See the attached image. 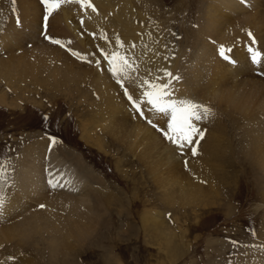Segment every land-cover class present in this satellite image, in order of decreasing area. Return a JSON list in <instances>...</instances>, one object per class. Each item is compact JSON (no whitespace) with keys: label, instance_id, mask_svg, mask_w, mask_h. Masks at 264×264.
Instances as JSON below:
<instances>
[{"label":"bare ground","instance_id":"bare-ground-1","mask_svg":"<svg viewBox=\"0 0 264 264\" xmlns=\"http://www.w3.org/2000/svg\"><path fill=\"white\" fill-rule=\"evenodd\" d=\"M203 1L199 28L202 39L197 49L187 55L191 61L178 69L180 59L166 60L168 51L160 41L163 38L160 35L159 22L148 18L146 25L139 26L140 24L133 21L135 9H139L145 19L149 11L156 9L157 0L91 1V5L95 8L93 11L90 7L93 17L105 18L101 24L104 31L108 29V23L113 27L111 33L121 32L117 39H113L116 51L111 50L107 39L103 41L102 39L105 38L93 32L91 19L81 16L80 11H84V8L75 2L60 4L59 7H62L58 10L60 15L51 20L50 28L55 32V38L60 43L72 39L74 43L67 42L68 47L76 50L77 53L82 52L79 56L81 58L86 56L84 60L87 65L77 56L78 59L64 51L65 47L61 49L57 43L44 41L45 38L37 39L41 32L38 31L41 25L39 19L42 22L43 18L42 12L39 11L42 8L39 5L41 0H14V2L7 0L8 4L19 5L20 24L23 27L22 25L18 27L13 21L4 32H1L0 78L6 79L9 84L30 85L31 82L36 81L43 85L63 88L92 77L94 83L102 89L103 102L113 96L111 101L116 105L112 111L106 109L103 111L102 106H97L96 117L100 114L103 120L93 121V129L116 138L117 143L124 145L136 155L161 188L167 205L172 206L174 201H177L179 208H185L186 203H195L198 200L207 203L210 194L215 193L213 191L215 188H209L196 181L189 182L192 178L187 176V179L185 174L193 169L197 176L201 174L205 176L206 160L213 158L216 162L219 149L221 162L229 158L233 149L232 146L228 148L225 144L226 141L234 142L235 137L225 140L230 130L225 118L229 116L231 119L237 118L239 123L248 124V127L243 128L247 135L244 141L248 143L245 149L250 154L256 185L264 200V0ZM7 9L10 11L11 8L7 7ZM78 30L81 31L80 38L74 41ZM248 32L252 33V37L248 36ZM253 38L255 43L252 42ZM15 42L18 44L14 45ZM28 43L37 44L33 50H28L24 48ZM95 46L99 51L96 52ZM221 46L235 63L228 64L224 56L220 55ZM249 47L262 53L260 64H254L250 59ZM15 50L23 51L16 54ZM113 52H118L127 59L132 57L136 65L137 76H134V70L129 68L127 75L123 77L125 84L130 87V91L127 90L128 94L130 93L134 100L142 101L141 110L144 115L141 117L144 121L139 117L140 115L133 113L135 111L132 101L122 98V96L128 98V95L125 94V89L119 87L117 76L108 70L111 66L105 59L104 53ZM167 73H171V76ZM144 81L167 84L172 100L191 99L209 108L210 114L199 121H194L203 132V138L197 135L193 138L192 144H186L183 148L177 147L171 141L169 146V142L151 126L155 122H152V119L150 120L152 123L148 122L150 117L157 118L158 122L160 118L152 116L154 112L150 108L151 114L149 110L143 108L147 105L143 99V93L147 90ZM92 88L95 90V87ZM204 122L208 124L205 125ZM164 124L167 126L166 123ZM193 148L196 149L195 155L192 152ZM182 152H185L184 158H190L186 163L189 162L188 168L192 166L191 170H182L185 165L182 161L184 158L179 155ZM177 156L180 160L175 159ZM73 157L74 155L65 148L57 150L51 139L41 140L23 152L21 170L17 176L20 180L22 177L24 182L18 197L13 202L4 203L6 208L0 213V254L3 252L2 248H6L7 245L16 243L23 245L32 236L41 235L44 231L56 234L57 226L60 224L68 226L66 228L71 226L70 229L65 228L67 234L62 249L66 248L64 251L68 252L70 240L82 243L94 234L99 225L104 224V215L107 210L110 211L113 200L109 198L110 194L103 185L104 181L91 175L90 167L81 159L78 164L72 165L69 160L71 158L74 160ZM197 157L198 162L203 164L198 165L199 171L196 168ZM30 161L33 162L32 166L29 165ZM47 166L51 167L50 170H47ZM209 171L211 172V169ZM49 180L57 181L58 185L52 187ZM38 188L40 191L44 190L38 196L41 204L47 199L45 204L47 203L49 209H46L56 208L59 211L52 213L47 210L46 212L30 211L32 206L26 201H21V198L33 194L30 199L34 200L36 193L33 192ZM66 189H70L71 192L67 191L64 194L63 191ZM77 190L81 193L75 194ZM205 197L206 201L203 200ZM69 209L74 214V220L72 219L71 222L62 219L64 214L61 215ZM262 213L264 215V211ZM160 221H162L160 218L153 219L148 221L147 225L159 224ZM261 233L264 239V223ZM260 258L249 260L245 264H264V258ZM32 262L33 260L30 264Z\"/></svg>","mask_w":264,"mask_h":264},{"label":"rangeland","instance_id":"rangeland-1","mask_svg":"<svg viewBox=\"0 0 264 264\" xmlns=\"http://www.w3.org/2000/svg\"><path fill=\"white\" fill-rule=\"evenodd\" d=\"M6 1L0 0V37L1 32H4L11 22L14 21L18 27L22 25L19 5L8 4ZM91 1L89 0L90 3ZM203 2V0H157L156 9L149 11L145 19L140 10L135 9L137 14H133L135 18L133 21L140 24L139 26L146 25L150 18L159 22V31L163 38L160 41L168 51L166 60L180 59L178 61L180 69L191 61L187 55L197 49L202 39L199 28ZM39 5L43 8L39 9L43 18L42 22L39 19L41 25L38 31L41 32L37 39L45 38L44 41L48 40L51 43L57 39L55 32L50 28L52 27L50 22L60 15L58 10L62 7L54 9L52 14L48 15L44 4L41 2ZM7 7L11 8L10 11ZM81 8H84V11H80L81 16L91 19L93 32L105 38L103 41L107 39L111 50L116 51L114 40L121 32L111 33L113 27L108 23V29L104 31L101 24L105 18L93 17L87 5ZM46 15L47 21L44 19ZM43 21L47 22L46 34L50 35H43ZM77 34L74 41L79 40L81 31ZM67 42L74 43L72 39H67ZM67 42L57 44L61 49L65 47L64 51L71 56H77L87 65L84 60L86 56L81 58L82 52L77 53L68 47ZM16 44L18 43L15 42L14 45ZM35 44L37 43H28L24 48L33 50ZM22 51L15 50L14 53ZM97 51L99 48L96 47ZM161 53L163 54V51ZM223 58L228 64L233 63L232 60ZM127 60L132 65L134 76H137L132 57ZM108 70L113 74L111 67H108ZM119 87L130 91L123 75L119 77ZM101 91L92 77L63 88L43 85L36 81L30 85L9 84L6 79L0 78V199L3 200V204L13 202L18 197L24 182L22 177L21 180L18 178L23 152L41 140L55 139L47 137L52 133L61 136L65 141L62 144L55 139L57 150L65 148L72 153L74 160L72 158L69 160L72 165L78 164L81 159L90 167V174L104 181L103 185L110 194L109 198L113 200L110 211L107 210L104 215V224L99 225L94 234L82 243L70 240L72 246L70 245L68 252L64 251L66 248L62 249L67 234L65 230L71 226L66 228L68 226L60 224L57 226L56 234L44 231L41 235L32 236L23 245L16 243L2 248L0 264H30L32 260V264H245L249 260L264 258L262 256L264 239L261 237L264 200L256 185L250 154L245 149L248 143L244 141L247 135L243 128L248 127V124L239 123V119H231V116L225 118L230 129L225 140L235 137L234 142L226 141L225 146L228 148L232 146L233 151L223 162L220 161V149L216 162L213 158L206 160L205 176L204 174L197 176L192 166L188 168L189 162L186 163L190 158H184L185 153L179 154L182 159L184 158L182 161L185 165L182 170L192 169L185 174L187 179V176L192 178V180L189 178V182L196 181L209 188H215L213 190L215 193L210 194L207 203L198 200L195 203H186L185 208H179L177 201H174L172 206H168L161 188L146 170L143 162L124 145L117 143L116 138L93 129V121L103 120L100 114L96 117L97 106H102L103 111L105 109L112 111L116 108L115 103L111 101L113 96L103 102ZM122 98L129 100L123 96ZM143 108L149 110L150 106L146 105ZM134 111V114L140 115L135 108ZM149 111L151 114L152 111ZM152 116L159 117L160 122L157 118L148 117L155 122L151 126L169 142L170 146V141L161 131H167L164 123L167 125L168 117L155 112ZM139 117L144 121L141 115ZM175 159L180 160L178 156ZM196 161V168L199 171L198 165L203 164L198 162V157ZM29 165L32 166L33 162L30 161ZM46 168L50 170L51 167ZM176 170L178 171L177 168ZM52 181L58 185L57 181ZM67 191L71 192L70 189H66L63 193L66 194ZM43 192L44 190L40 191L38 188L33 192L36 193L34 200L30 199L33 197L31 194L23 196L21 201H26L32 206L30 211L46 212L49 209L47 203L45 204L47 199L42 201L40 198L41 204L38 198ZM80 193L81 191L77 190L75 194ZM203 200L206 201L207 198ZM3 204L0 206V213L6 208ZM56 210L59 211L56 208L47 211L52 213ZM61 215L66 221L74 220V214L70 209ZM158 218L162 220L159 224L147 225L148 221Z\"/></svg>","mask_w":264,"mask_h":264},{"label":"snow or ice","instance_id":"snow-or-ice-1","mask_svg":"<svg viewBox=\"0 0 264 264\" xmlns=\"http://www.w3.org/2000/svg\"><path fill=\"white\" fill-rule=\"evenodd\" d=\"M41 2L44 4L48 15H51L54 9L65 2L79 3L81 7L87 5L88 7H92L93 11H95V8L91 5L89 0H41ZM44 19L47 21L48 16L46 15ZM248 36L252 37V33L248 32ZM252 42L255 43L254 38ZM53 43H60V41L53 40ZM248 51L251 55L252 62L254 64H260L262 53L251 47H249ZM220 55L225 56V49L223 46H221ZM104 57L108 60L113 74L117 76L118 79L120 75L126 76L129 68L132 67L127 58L118 52H113L111 54L104 53ZM232 62L235 63V61ZM167 75L171 76V73H167ZM144 83L147 85V90L143 93V99L146 101V104L150 106L153 112L168 117L167 131L161 130L166 139L177 145V147L183 148L186 144H192L195 136L199 135L203 138V132L196 126L194 121H199L204 116L210 114L211 110L209 108L191 99H170L171 93L167 90V84H159L155 81H144ZM125 94L128 95V99L133 102L134 108L143 116L144 112L141 110L142 101L133 100L132 96L128 94L127 89H125ZM148 122L152 123L150 120ZM53 143H56L55 139H53ZM192 152L193 155H195L196 149L193 148ZM49 184L52 187L57 186L52 180H49ZM2 204L3 200L0 199V206H2ZM41 207H43V205H41Z\"/></svg>","mask_w":264,"mask_h":264}]
</instances>
